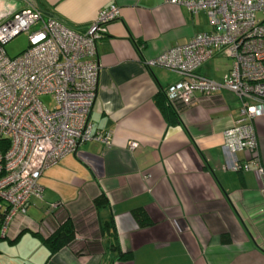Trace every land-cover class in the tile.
I'll return each mask as SVG.
<instances>
[{
	"label": "crops",
	"instance_id": "1",
	"mask_svg": "<svg viewBox=\"0 0 264 264\" xmlns=\"http://www.w3.org/2000/svg\"><path fill=\"white\" fill-rule=\"evenodd\" d=\"M27 1L77 30L109 4L119 16L96 41L100 67L89 113L92 129L109 132L110 144L82 143L42 172V197L0 238L23 241L19 264H264V177L252 163L247 172L222 168V130L238 114L235 96L224 88L195 92L194 103L174 109L165 89L180 75L143 64L210 30L204 12L165 0ZM222 57L213 55L198 72L221 80L229 67ZM254 129L255 160L264 164V114ZM49 204L61 205L54 212L73 231L71 245L48 242ZM135 210L146 213L143 226Z\"/></svg>",
	"mask_w": 264,
	"mask_h": 264
},
{
	"label": "built area",
	"instance_id": "2",
	"mask_svg": "<svg viewBox=\"0 0 264 264\" xmlns=\"http://www.w3.org/2000/svg\"><path fill=\"white\" fill-rule=\"evenodd\" d=\"M23 1L0 23V139L8 140L0 149V238L25 213L32 198L42 197L39 178L47 167L74 153L82 143L110 144L109 132L92 129L89 113L100 67L96 41L119 16L118 6L101 8L88 25L77 30ZM165 1L184 5L192 13L203 11L210 30L144 59V66H159L180 75L165 89L174 109L194 103L195 92L231 91L238 114L222 130V168L247 172L252 163L256 174L264 177V164L255 160L254 129L255 118L264 114V0ZM20 32H26L27 46L10 57L4 45ZM221 52L229 58L221 80L198 72ZM45 95L52 98L51 108L41 100ZM136 146L137 142H128L130 149ZM238 151L244 153L242 160ZM60 207L49 204L47 212Z\"/></svg>",
	"mask_w": 264,
	"mask_h": 264
},
{
	"label": "rangeland",
	"instance_id": "3",
	"mask_svg": "<svg viewBox=\"0 0 264 264\" xmlns=\"http://www.w3.org/2000/svg\"><path fill=\"white\" fill-rule=\"evenodd\" d=\"M23 1V0H22ZM21 0H0V8L1 9H11L16 10L19 9L22 4ZM259 16V15H258ZM260 17V16H259ZM27 46V34L26 32H20L11 38L4 45V49L6 53L13 57L14 55L21 52ZM219 55L223 56L229 61V58L226 57L222 52ZM222 57V58H223ZM229 64V63H228ZM41 100L46 104L48 108L52 107V98L50 95H45L41 97ZM23 241L17 242L12 245H8L5 240L0 241V264H19L21 262H25V258L22 257V248Z\"/></svg>",
	"mask_w": 264,
	"mask_h": 264
},
{
	"label": "trees",
	"instance_id": "4",
	"mask_svg": "<svg viewBox=\"0 0 264 264\" xmlns=\"http://www.w3.org/2000/svg\"><path fill=\"white\" fill-rule=\"evenodd\" d=\"M7 144H8L7 139L5 138L0 139V149L5 148ZM103 201H105V197L102 195L96 198L93 204L99 205ZM133 214L139 225L143 226L145 223H147V215L143 210H135ZM47 218L50 221V224L53 228L52 233L47 238L48 242L52 244L51 245L52 249H56L63 245H68V244L71 245V240L73 238V231L70 229L69 226H64L68 224L67 220L65 221V218H62L57 212H52V214H50V216H48Z\"/></svg>",
	"mask_w": 264,
	"mask_h": 264
},
{
	"label": "water",
	"instance_id": "5",
	"mask_svg": "<svg viewBox=\"0 0 264 264\" xmlns=\"http://www.w3.org/2000/svg\"><path fill=\"white\" fill-rule=\"evenodd\" d=\"M13 10H11V9H4V12H3V14H0V23L3 21V20H5V18H7L9 15H10V13L12 12Z\"/></svg>",
	"mask_w": 264,
	"mask_h": 264
}]
</instances>
